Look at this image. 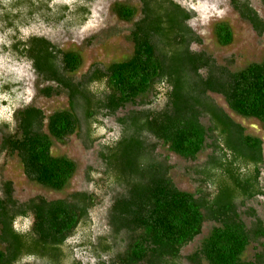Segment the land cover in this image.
<instances>
[{
  "label": "trees",
  "instance_id": "16d2710c",
  "mask_svg": "<svg viewBox=\"0 0 264 264\" xmlns=\"http://www.w3.org/2000/svg\"><path fill=\"white\" fill-rule=\"evenodd\" d=\"M50 1L8 0L7 6H0V31H16L35 16H46ZM92 1L82 0L77 8L83 16L87 14L84 4ZM136 1L139 18L127 37L132 45L130 56L105 68L93 65L79 80L72 78L81 65L77 53L61 51L40 37L11 42L14 53L29 62L42 82L50 84L40 93H64L67 106L47 116L32 106L17 109L14 131L1 135L0 150L16 157L29 182L61 192L75 165L64 156L51 155L52 143L63 144L83 124V139L93 144L96 138L90 126L98 118L113 116L127 105L147 106V96L153 94L154 101L156 88L161 87L163 107L127 114L119 120V138L102 147L104 175L122 193L110 205L108 235L86 241L87 247L97 259L107 257L103 264H180L181 249L210 221L213 226L188 257L190 264H264V248L251 260L242 258L250 243L264 238L263 223L246 210L254 219L246 227L238 211L246 202L264 196L259 185L261 141L245 134L209 98V94L218 95L234 115L264 124V58L230 71L209 55L189 50L190 44L199 43L186 25L191 12L172 0ZM259 2L264 8V0ZM230 6L255 33L264 32V22L247 3L230 0ZM64 11L63 7L61 15ZM136 11L121 4L112 6L113 14L123 22H131ZM212 34L220 47L232 41L225 22L215 23ZM148 137L155 143H147ZM156 145L189 161L206 146L210 148L205 164L196 170L199 185L194 192L173 186L170 166L155 156ZM11 194V184L4 182L0 264H64L68 257L65 242L80 226L88 225L95 197L74 192L59 200L35 197L18 203ZM16 218H29V228L14 230ZM24 259L33 262L22 263Z\"/></svg>",
  "mask_w": 264,
  "mask_h": 264
},
{
  "label": "rangeland",
  "instance_id": "374dc122",
  "mask_svg": "<svg viewBox=\"0 0 264 264\" xmlns=\"http://www.w3.org/2000/svg\"><path fill=\"white\" fill-rule=\"evenodd\" d=\"M181 8L191 12L192 17L187 21V27L197 36L199 43H192L189 50L209 55L216 64L225 65L230 71L243 68L251 62H259L264 58V32L255 33L250 25L232 9L230 0H172ZM245 2L264 22V8L259 0H236ZM8 0H0V6H7ZM83 4L82 0H51L49 14L44 17L35 16L26 26L18 27L16 31H0V139L4 133H12L15 123L14 112L24 106L35 107L47 116L54 111L65 109L66 95L44 96L40 93L44 87L50 85L42 82L33 72L29 62L19 57L11 49L14 40L24 41L29 37H40L61 51H72L81 59L80 68L72 76L79 80L91 66L105 68L112 62L127 59L132 52V45L127 37L133 23L139 18V3L136 0H93L84 4L87 14L83 16L77 9ZM121 4L135 8L136 14L131 22H123L116 18L112 6ZM64 15H61L62 8ZM228 24L232 41L228 46L220 47L215 43L212 27L215 23ZM99 87V86H98ZM97 89L96 85L93 86ZM158 95L153 101V94H149L147 106L139 103L118 110L113 116L98 118V123L90 126L92 137L96 141L88 145L83 139L84 125H80L77 133L66 138L63 144L53 142L50 154L64 156L75 165V171L67 186L61 192L44 189L29 182L23 175L21 166L14 156H6L0 150V189L4 182L11 184L12 198L18 203H24L35 197H42L47 201L64 199L74 192H84L95 197L96 204L89 211L88 225L80 226L75 233L66 240L65 251L68 257L64 264H103L107 257H94L87 247L86 241L95 242L99 237H106L108 229V212L114 197L122 193V189L113 185L104 175V166L100 159V152L104 145H112L120 136L119 120L133 111L149 109L160 110L164 105L161 87H157ZM97 90H101L98 88ZM211 101L219 107L233 122L240 125L244 133L261 141L262 165L259 174V185L264 191V124L254 119H244L230 112L224 100L214 94H209ZM145 104V103H144ZM201 123L207 125L206 119ZM147 143H155L150 137ZM210 155V148L205 147L193 161L184 160L166 151L164 147L156 145L155 156L165 160L170 166L168 177L173 186L184 192L192 193L198 187L196 170L200 169ZM246 210H252L255 218L264 226V196L256 197L239 208L241 220L246 227L254 221ZM30 226L29 218H16L12 228L19 232L26 231ZM213 223L205 221L200 234L181 249L180 264H190L188 257L198 248L201 240L209 233ZM83 246V247H82ZM264 248V238L257 243H250L243 253L244 260H251L253 256ZM32 263L31 259H24L22 263ZM203 264V263H202Z\"/></svg>",
  "mask_w": 264,
  "mask_h": 264
}]
</instances>
